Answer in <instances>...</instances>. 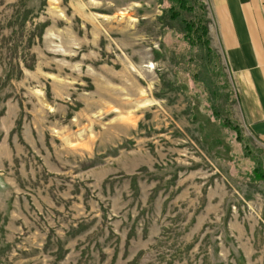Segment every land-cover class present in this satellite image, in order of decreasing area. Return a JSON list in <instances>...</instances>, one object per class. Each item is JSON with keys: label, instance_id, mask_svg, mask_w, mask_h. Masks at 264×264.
Segmentation results:
<instances>
[{"label": "rangeland", "instance_id": "obj_1", "mask_svg": "<svg viewBox=\"0 0 264 264\" xmlns=\"http://www.w3.org/2000/svg\"><path fill=\"white\" fill-rule=\"evenodd\" d=\"M188 2L0 0V264H264V150Z\"/></svg>", "mask_w": 264, "mask_h": 264}, {"label": "crops", "instance_id": "obj_2", "mask_svg": "<svg viewBox=\"0 0 264 264\" xmlns=\"http://www.w3.org/2000/svg\"><path fill=\"white\" fill-rule=\"evenodd\" d=\"M213 39L236 92V115L264 150V0H210Z\"/></svg>", "mask_w": 264, "mask_h": 264}, {"label": "trees", "instance_id": "obj_3", "mask_svg": "<svg viewBox=\"0 0 264 264\" xmlns=\"http://www.w3.org/2000/svg\"><path fill=\"white\" fill-rule=\"evenodd\" d=\"M168 1L171 2V5L168 7L169 10L166 11L167 13H169V16L171 15L173 17L175 15V17H178L180 15L178 12L174 11L176 7H180L183 10H188V13H191L193 11V8L191 7L188 0H168ZM199 8L201 9L200 4H199ZM171 12H175V13H171ZM200 16L202 15H198V18L196 17V20L198 22L196 28H194V23L191 22L190 20L187 21L185 19H182L185 27V31L187 33L186 36L191 43H195L197 44L198 47H202L207 50H210V47L208 46L209 39L207 35V25L206 23H202V25H199ZM192 34H194L195 36H192Z\"/></svg>", "mask_w": 264, "mask_h": 264}, {"label": "bare ground", "instance_id": "obj_4", "mask_svg": "<svg viewBox=\"0 0 264 264\" xmlns=\"http://www.w3.org/2000/svg\"><path fill=\"white\" fill-rule=\"evenodd\" d=\"M120 14H121V16H122V14H125V12L124 11H121V12H119Z\"/></svg>", "mask_w": 264, "mask_h": 264}]
</instances>
